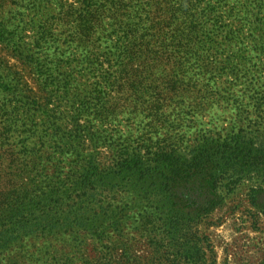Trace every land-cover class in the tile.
Listing matches in <instances>:
<instances>
[{
	"label": "rangeland",
	"instance_id": "obj_1",
	"mask_svg": "<svg viewBox=\"0 0 264 264\" xmlns=\"http://www.w3.org/2000/svg\"><path fill=\"white\" fill-rule=\"evenodd\" d=\"M71 4L80 8L76 0H0V24L17 29L18 37L27 42L23 45L26 54L36 49L37 25H52L57 44L44 48L39 56H45L57 51L55 46H66L63 43L72 29L59 18L62 7ZM201 4H215L216 8L209 12L199 7L205 12L204 31L195 45L198 51L182 61L185 68L180 70L179 54L173 52L176 43L169 42H153L151 47L160 51L128 61L130 78L143 80L142 94L123 93L118 88L114 55L107 52H113L119 35L98 41L102 42L100 51L109 56L100 58V63L105 62L101 67L86 59V50L75 44L69 48L66 56L71 54L74 59L72 72L56 73L57 82L63 81L66 73L75 81L68 94L59 84L45 86L26 58L0 43V75L4 79V86L0 85V131L4 124L8 128L0 137V218L20 214L23 222H32L27 230L21 222L0 228V264H143L138 256L149 259L154 251L140 221L147 212L160 213L157 198H174L186 218H192L196 205L205 206L210 198L198 197L199 181L195 179L172 184L167 195L158 193L166 188L161 171H134L132 177L118 168L116 174H106L115 168L118 150L144 153L146 158H152L150 152L158 148L189 154L200 138L236 132L264 146V0H203ZM108 80L114 84L108 86ZM174 81L180 87L176 93L170 88ZM98 90L119 102L118 113L104 118L97 113L98 107H93L79 115L72 106L73 96L80 93L78 98L91 102ZM159 107V116L154 115ZM79 116L83 125L96 130L98 138L79 145L80 135L75 148L85 146L103 169L93 175L94 185L82 188L76 181L78 150L73 153L66 145L70 122ZM53 123L62 128L59 134L51 129ZM150 161L156 164L153 158ZM23 162L29 164L21 170L27 177L13 183L8 174L18 173ZM262 182L254 170L240 173L234 169L220 180L214 210L197 228L181 234L192 246L200 237L202 252L191 249V257L199 259L197 264L264 262V191H253L264 187ZM30 185V192L36 191L37 196L43 197L47 190L56 192L54 196L65 192V198H50L52 209L27 212L29 203L49 199L29 195ZM13 188L16 192L1 198L3 190ZM57 203L60 205L55 207ZM102 204L113 206L116 214H128L124 229L105 235L102 242L112 244L110 249L104 248L94 233L77 225L96 221L98 227Z\"/></svg>",
	"mask_w": 264,
	"mask_h": 264
},
{
	"label": "trees",
	"instance_id": "obj_2",
	"mask_svg": "<svg viewBox=\"0 0 264 264\" xmlns=\"http://www.w3.org/2000/svg\"><path fill=\"white\" fill-rule=\"evenodd\" d=\"M76 1L79 3L80 8L75 4L62 7V15H60L59 21H61L64 26L68 27V29L72 30H70L68 38H65L66 42L63 43L64 46H66H55L57 51L52 54H45V56L43 54L39 56L48 45L54 46L57 44V42H54L55 35L52 25H37L36 30L38 36L36 42H34V48L36 49L26 54L23 45L27 42H22L24 38L21 36L18 37L17 29L8 28L3 23L0 24V43L7 47H12L14 51H16V55L20 54L26 58V61L36 68L37 74L45 83V86L59 84L62 90L66 91L67 94L70 90L75 88V81H73L70 73H66L63 81L58 80L57 82L56 73L59 71H71L74 59H71V54L66 56V53L73 44L86 50V59L101 67L105 65V62L102 60L103 63H100V58L109 56L106 55V51H100L102 42L98 41L104 39V37L113 38L112 35H119V41L116 42L113 52H107L110 55H114L113 62L116 64L117 71L119 72L116 78L118 88L122 90L123 93L128 91L131 94H142L145 92V89L142 88L143 80L130 78L131 68L128 65V61L135 58L134 56H142L145 53H157L160 51L158 48L151 47L153 42H169L176 43L177 47H173V52L179 54L180 70L181 67L185 68L182 65L184 58L188 54H193L198 51L195 45L196 42H199V34L204 31L202 17L205 15V12L203 11L208 10L210 12L214 11L216 8L215 4L202 7L201 2L203 0ZM217 2L221 3L219 1ZM200 6L203 11H199ZM32 7L38 9L35 4H32ZM107 20L111 22H107ZM108 25L111 26L109 30L107 27ZM16 39L17 42H15ZM46 53L49 52L46 51ZM3 80L2 75H0L1 86H4ZM181 81L182 80H180V82ZM106 82L108 86L114 84L109 80ZM175 83V81L171 83L170 88L172 89L171 91L176 93L180 91V87H176ZM80 96L81 94L78 93L72 98V106L79 110V115L83 114L82 112H87L93 107H98V109L96 108L97 113L104 118L118 113L120 107L118 106L119 102L115 101L113 96L108 98L106 94L100 90L91 97V102H88L84 98H78ZM158 97V94L154 95V98ZM203 100H205V97ZM108 104L111 105L109 106ZM199 104H201V102ZM161 111L160 107L156 108L154 110V115L159 116ZM81 118L82 117L79 116L78 119H73L69 125V128H71L69 130L70 136L66 145L68 146V150L73 153L79 148L78 146L75 148V144L80 135L82 140L79 141V145H87L88 141L93 143L98 138L96 130H92V127L88 126V124L83 125L80 121ZM51 126H53L51 129L55 134L60 133L62 128L57 126L56 123H53ZM2 128L4 130L0 131V137L8 131L5 124ZM84 148L78 150L75 160V167L77 168L76 173L78 176L76 181L81 184V188L94 185L92 183H94L95 180L91 183L93 175L97 172L101 173L99 171L103 170L98 166L97 156L91 152L87 153ZM158 149L157 151L150 152L156 164L150 161L152 160L150 156L146 158L144 153L122 149L118 150L114 157L115 168L108 172L105 171V173L116 174L119 168L120 171H129V174L133 177L134 171L139 174H144L145 171L150 169L154 172L161 171L164 175V184L166 188L158 193L165 195L173 190L171 187L172 184L189 179L199 181L197 188L198 197H204L206 200L208 198L210 199L205 201V206L203 204L196 205L197 201H195L196 210L192 218L189 216L186 218L181 214L180 208H177V203L174 201V198H157L159 202L157 208L160 210V213L155 215L151 212H147V214L141 217L140 223L142 229L145 231L144 235L146 236V242L149 246L153 247L154 253L149 259H147L146 256H138V259L141 260L143 264H197L199 259L191 257V249H195L197 253L202 252L200 237H196L193 244L194 246H192L189 241L182 239V232L185 229L197 228L202 218L214 210V206L218 202L213 200L216 196L218 183L224 175L228 174L232 169L240 173H242V171L250 172L254 170L260 175L264 182V146L258 145L253 139L246 138L241 132H236L227 136L216 137L208 135L200 138L189 154L183 152L177 154L173 149ZM82 152H85V154L81 155ZM150 153L148 154L150 155ZM27 165L29 164L23 162V165L17 168L18 173L10 172L8 174L10 176L12 175L10 180H12L13 183L23 182V179L27 177L21 173V170H24ZM165 170L168 172L165 173ZM28 184L30 183L28 182ZM31 187L30 185L27 193L32 196L35 194L34 197H40L36 195V191L32 192L33 194L30 192ZM46 191L42 192L41 195L43 197L40 198L49 199L29 203L27 212L34 213L52 209V200L50 198H65V192L54 196L56 192L52 193V191ZM253 191L263 192L264 187L262 185L255 187ZM7 192H16V189L3 190L1 198L6 195ZM59 205L60 204L57 203L55 207ZM19 215L20 214L5 215L3 218H0V228L17 222H21V226L24 228L26 227V230L31 227L32 222L29 221V219H24L25 221L23 222V219L21 220V216ZM98 215L101 216V222L98 224V227L94 225L96 221L94 223H79L77 225L84 228V230H88V232L94 233L93 235L100 239L99 242L102 243L103 247L110 249L112 248V244H103L102 242L105 235L111 230L116 231L124 229L125 222L123 221H126L125 218L128 214H116L113 206L110 204H102L100 206V211H98ZM116 216L118 217L116 218ZM48 223V225H51L52 221ZM66 225L69 224L66 223ZM262 264H264V262Z\"/></svg>",
	"mask_w": 264,
	"mask_h": 264
}]
</instances>
